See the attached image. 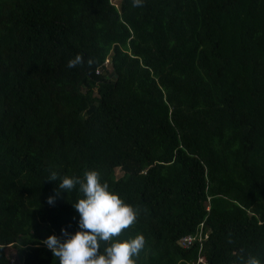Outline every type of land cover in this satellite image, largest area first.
I'll list each match as a JSON object with an SVG mask.
<instances>
[{
	"label": "trees",
	"instance_id": "16d2710c",
	"mask_svg": "<svg viewBox=\"0 0 264 264\" xmlns=\"http://www.w3.org/2000/svg\"><path fill=\"white\" fill-rule=\"evenodd\" d=\"M88 169L137 264H264V0H0V264H59L83 193L47 177Z\"/></svg>",
	"mask_w": 264,
	"mask_h": 264
},
{
	"label": "clouds",
	"instance_id": "9594fccd",
	"mask_svg": "<svg viewBox=\"0 0 264 264\" xmlns=\"http://www.w3.org/2000/svg\"><path fill=\"white\" fill-rule=\"evenodd\" d=\"M145 0H132L134 7L142 6ZM89 57L88 65L93 64ZM85 59L76 54L67 61V67L83 65ZM58 179L56 194L68 192L76 185L83 195L72 203L78 213V228L69 231L62 227L61 235L49 234L42 243L57 257L59 264H137L136 257L145 247V237L142 233L129 239H116L123 229L133 224L138 216V210L123 197L110 189L109 184L101 180L96 169L85 170L83 176H59L55 171L47 177ZM55 196L50 195L49 204L55 202ZM103 243V249L101 245ZM244 264H261L255 255H249Z\"/></svg>",
	"mask_w": 264,
	"mask_h": 264
},
{
	"label": "built area",
	"instance_id": "2783aa9c",
	"mask_svg": "<svg viewBox=\"0 0 264 264\" xmlns=\"http://www.w3.org/2000/svg\"><path fill=\"white\" fill-rule=\"evenodd\" d=\"M108 61H106L105 63H109L110 60L107 59ZM100 70H98V72H100ZM209 236V233L208 231L205 230L204 228V223L202 222L197 230L195 231V233H192V234H188V235H185L184 237H182L180 240H179V244H181L183 247L185 248H190L192 247L193 245L195 244H199L201 247H203V243L204 241L208 238ZM198 262H206L204 258L200 257Z\"/></svg>",
	"mask_w": 264,
	"mask_h": 264
},
{
	"label": "rangeland",
	"instance_id": "374dc122",
	"mask_svg": "<svg viewBox=\"0 0 264 264\" xmlns=\"http://www.w3.org/2000/svg\"><path fill=\"white\" fill-rule=\"evenodd\" d=\"M115 3H117V4H119V1L120 0H113ZM109 60H110V58H108ZM106 61H108V60H106ZM117 173H118V175H121L122 174V172H121V170L120 169H118L117 170ZM12 253H14V252H12ZM13 256V255H12ZM15 257V256H14Z\"/></svg>",
	"mask_w": 264,
	"mask_h": 264
}]
</instances>
